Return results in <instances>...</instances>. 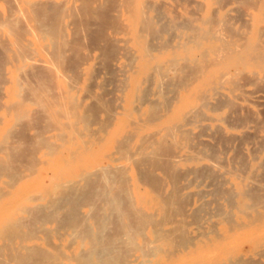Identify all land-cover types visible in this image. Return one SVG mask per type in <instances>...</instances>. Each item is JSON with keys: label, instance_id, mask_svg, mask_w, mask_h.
<instances>
[{"label": "bare ground", "instance_id": "obj_1", "mask_svg": "<svg viewBox=\"0 0 264 264\" xmlns=\"http://www.w3.org/2000/svg\"><path fill=\"white\" fill-rule=\"evenodd\" d=\"M2 1L0 264H264V0Z\"/></svg>", "mask_w": 264, "mask_h": 264}, {"label": "rangeland", "instance_id": "obj_2", "mask_svg": "<svg viewBox=\"0 0 264 264\" xmlns=\"http://www.w3.org/2000/svg\"><path fill=\"white\" fill-rule=\"evenodd\" d=\"M0 8H1V10H4L5 12H7V7H6V4L2 1V0H0ZM0 38H1V36H0ZM2 40H3V43H5L4 42V40H5V38L2 36V38H1ZM1 41V40H0ZM6 41V40H5ZM1 43V42H0ZM0 47H2V48H0V76L3 78L4 77V79H6V77H7V69H8V64L7 63H5L4 62V52H3V45L2 44H0ZM2 52V53H1ZM1 56H3V58L1 57ZM1 58H2V60H1ZM5 63V66H4V63ZM5 68V72L3 71V69ZM4 73H3V72ZM2 73V74H1ZM6 74V75H5ZM6 76V77H5ZM0 77V86H2V87H0V92L2 93H0V96H2L3 95V90H4V86H5V83L4 82H6V81H3L2 80V78ZM248 82H250V81H247V80H245L244 81V83H245V86H244V88H246V91L247 92H245L246 94H245V96L247 97H249V98H244V101H242V103H244V104H249V105H247V107L248 106H250V108H241L240 106H239V104H233L231 107L233 108V106H234V108H236V106H237V108L236 109H238L239 107V109L238 110H236V109H232L231 107V109L232 110H234V112H236V111H238V112H236V114L233 112V111H231V109L229 108V110H230V112L228 111V108H226L225 110H226V113H230L231 114V112H232V114L231 115H233V117H230L229 118V122H231V120L233 121V120H235V118H234V116L235 117H250L251 119H250V122H248L247 123V126H246V129H247V131L249 130V133H256L255 134V138H252V139H254V141L250 138L249 139V141L247 140V142H245V148H243L242 149V153L245 155V152H248V153H250L252 150H253V148L254 147H261V145H263V149H261V156H263L264 157V128H261V126L262 127H264V88H262V86L261 85H259V83H258V85H257V82H253V83H248ZM253 84H254V86H253ZM255 85H257L258 86V88H256V86ZM248 89H250V92L248 91ZM259 89V90H258ZM253 90V91H252ZM255 90L257 91V92H255ZM262 90V91H261ZM251 92H255V93H251ZM260 94V95H259ZM262 94V95H261ZM255 96V97H254ZM256 96H258V97H256ZM251 98V99H250ZM253 100V101H252ZM258 100V101H257ZM0 101H2V98L0 97ZM254 101H256V103H254ZM260 101V102H259ZM258 102V103H257ZM262 103V104H261ZM263 107V108H262ZM258 108H261V109H259L258 110ZM249 109V110H248ZM254 109V110H253ZM236 110V111H235ZM246 110H248L249 112L250 111H252L253 110V112H251V113H255L254 115L253 114H251V113H249V112H247ZM240 111V112H239ZM257 112V114H259V117H261V119H258L259 117H258V115H256V112ZM260 111H262V112H260ZM243 112H244V114H243ZM247 112V113H246ZM240 113L241 114H243V115H240ZM263 113V114H262ZM238 114V115H237ZM262 114V115H261ZM247 115V116H246ZM249 115V116H248ZM257 117V118H256ZM232 118V119H231ZM252 118L254 119L253 121H251L252 120ZM258 120H260V121H258ZM262 120V121H261ZM236 121V120H235ZM234 121V122H235ZM256 121V122H255ZM254 122H255V124H254ZM250 124V125H249ZM258 124V125H257ZM249 125V126H248ZM253 125V127H250V126H252ZM255 126V127H254ZM259 126V127H258ZM258 127V128H257ZM260 128V129H259ZM254 130H256V132L254 131ZM259 132V133H258ZM258 134H260V136L258 135ZM257 135V136H256ZM263 136V137H262ZM256 138H258V141H257V139ZM261 138V139H260ZM204 139H206V138H204ZM209 141L211 140V139H208ZM252 140V141H251ZM263 141V142H261V141ZM248 142H250V143H248ZM252 142V143H251ZM258 142H259V144H258ZM252 144H255L254 146L252 145ZM261 144V145H260ZM252 145V146H251ZM260 145V146H259ZM249 150H251V151H249ZM263 151V152H262ZM233 150L231 149V150H229L226 154H221V156L222 157H225V158H228L229 160H232V159H230L231 158V156H232V158L234 159L235 158V156H236V154H235V152H234V155H233ZM227 155V156H226ZM230 157V158H229Z\"/></svg>", "mask_w": 264, "mask_h": 264}]
</instances>
